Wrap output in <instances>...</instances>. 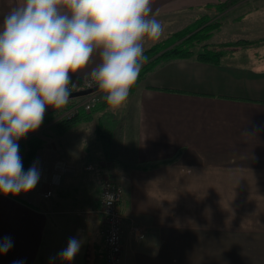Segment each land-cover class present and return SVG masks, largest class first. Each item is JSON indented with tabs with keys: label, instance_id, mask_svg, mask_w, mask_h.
Listing matches in <instances>:
<instances>
[{
	"label": "crops",
	"instance_id": "obj_1",
	"mask_svg": "<svg viewBox=\"0 0 264 264\" xmlns=\"http://www.w3.org/2000/svg\"><path fill=\"white\" fill-rule=\"evenodd\" d=\"M229 0H152L158 20ZM21 0H0V22ZM98 54L71 79L90 75ZM47 108L27 171L36 187L0 194V264H105L102 187L124 189L123 264H264V64L171 60L157 66L119 108L102 97L87 117L62 130ZM112 130L105 138L100 128ZM254 137L244 133L254 132ZM23 157V155H20ZM48 191L52 195L44 196ZM146 226L140 240L131 224Z\"/></svg>",
	"mask_w": 264,
	"mask_h": 264
},
{
	"label": "clouds",
	"instance_id": "obj_2",
	"mask_svg": "<svg viewBox=\"0 0 264 264\" xmlns=\"http://www.w3.org/2000/svg\"><path fill=\"white\" fill-rule=\"evenodd\" d=\"M163 33L152 0H21L11 9L0 22V194L36 187L39 170H24L17 141L40 127L47 108L67 105L70 74L98 54L91 79L107 105L119 108L147 61L146 42ZM12 246L5 237L0 254ZM79 249L73 237L57 255L70 264Z\"/></svg>",
	"mask_w": 264,
	"mask_h": 264
},
{
	"label": "rangeland",
	"instance_id": "obj_3",
	"mask_svg": "<svg viewBox=\"0 0 264 264\" xmlns=\"http://www.w3.org/2000/svg\"><path fill=\"white\" fill-rule=\"evenodd\" d=\"M160 21L164 26V33L159 40L146 42V53L144 52L146 57L157 54L161 49L158 53L160 55L162 47L177 39L180 33L197 31L203 24L205 25L202 27L219 24L220 27L212 31L211 38L205 44L215 47L238 40L261 41L263 43L261 46L251 48L227 47L228 50L235 51V54L234 57H227L225 60L243 64H264V0H239L221 9L215 5L206 6L175 14Z\"/></svg>",
	"mask_w": 264,
	"mask_h": 264
},
{
	"label": "trees",
	"instance_id": "obj_4",
	"mask_svg": "<svg viewBox=\"0 0 264 264\" xmlns=\"http://www.w3.org/2000/svg\"><path fill=\"white\" fill-rule=\"evenodd\" d=\"M238 1L239 0H229L226 2H221L219 4H216L215 7L220 8V9L223 7L225 8ZM212 6L214 5H208L207 7H212ZM203 25H201L197 31L192 30L187 33H180L181 35L178 36L177 39H174L171 43H169L168 45H164L162 47L163 51L160 55H158V53L161 49L157 52V54L151 57H147V61L141 69L139 78L135 86L131 89L130 92H132L135 88H137L139 83L157 66L163 63L169 62L171 60L196 59L202 62L219 65L223 63L225 58L232 57V56L234 57L235 51H230L227 49V47L239 46L241 48H251L254 46L255 47L261 46L263 44L261 41L238 40V41H233V42H225L224 44L220 46L214 47L209 44H205V42L211 38L212 31L219 28L220 25L215 24V25H207V26L202 27ZM91 112L81 110L73 118L61 120L57 122L56 124L62 130H67L75 126L81 119L86 118L88 113H91ZM100 132L105 138H111L113 134L112 133L113 131L108 130L107 128L104 127V125L101 126ZM38 141H39L38 138H32L28 140L27 143L18 144L19 154L23 155L22 157L23 164L26 163L27 166H30V164L33 162L32 158L38 152L40 148Z\"/></svg>",
	"mask_w": 264,
	"mask_h": 264
},
{
	"label": "built area",
	"instance_id": "obj_5",
	"mask_svg": "<svg viewBox=\"0 0 264 264\" xmlns=\"http://www.w3.org/2000/svg\"><path fill=\"white\" fill-rule=\"evenodd\" d=\"M98 86L95 81L91 79V76H84L81 78L71 79L69 85L70 93H75L83 90L94 89ZM103 93L100 90L93 91L85 96L71 99L69 106L62 112L58 113L54 122L57 123L64 119H71L76 116L81 110L87 112L93 111L96 105L101 101ZM123 187L114 181L113 179H106L102 187V214L106 224L105 232V252L104 262L105 264H123L124 262V235H125V221L121 204L124 199ZM52 195V191H48L44 194L46 198ZM131 232L137 239H144L150 231L136 223L131 224Z\"/></svg>",
	"mask_w": 264,
	"mask_h": 264
},
{
	"label": "water",
	"instance_id": "obj_6",
	"mask_svg": "<svg viewBox=\"0 0 264 264\" xmlns=\"http://www.w3.org/2000/svg\"><path fill=\"white\" fill-rule=\"evenodd\" d=\"M100 90L98 86H96L94 89H88V90H83L75 93H70L69 99L77 98V97H82L85 96L93 91Z\"/></svg>",
	"mask_w": 264,
	"mask_h": 264
}]
</instances>
